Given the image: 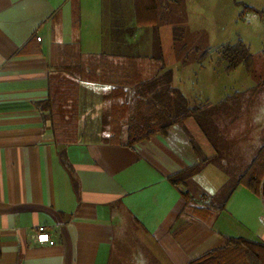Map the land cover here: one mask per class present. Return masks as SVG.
<instances>
[{
  "label": "crops",
  "instance_id": "0c3cea01",
  "mask_svg": "<svg viewBox=\"0 0 264 264\" xmlns=\"http://www.w3.org/2000/svg\"><path fill=\"white\" fill-rule=\"evenodd\" d=\"M123 6L0 0V264H192L229 236L264 244L263 194L240 184L224 209L209 208L228 181H205L206 164L171 180L200 162L186 123L132 145L105 139L112 89L132 90L142 81L133 75L165 69L174 83L176 73L129 64L144 57L128 22L132 4ZM62 42H77L95 75L78 77L69 141L45 106L52 46Z\"/></svg>",
  "mask_w": 264,
  "mask_h": 264
},
{
  "label": "rangeland",
  "instance_id": "374dc122",
  "mask_svg": "<svg viewBox=\"0 0 264 264\" xmlns=\"http://www.w3.org/2000/svg\"><path fill=\"white\" fill-rule=\"evenodd\" d=\"M117 1L120 3L121 0ZM122 2L123 7L127 3L132 4L130 13H133L134 18L128 19V22L137 27V46L139 45V49L140 45L142 46L141 53L144 57L141 60H131L129 64L150 69L154 64L159 66L165 62L168 67H174L176 73L173 85L192 103L218 104L227 100L225 102L228 108L221 112L218 119L226 138L222 146V162L225 167L216 162H208L202 171V177L205 181H228L230 185L233 176L248 164L255 146L261 144L264 137V18L257 11L264 10V0H157L156 23L142 25L136 21L134 0ZM104 11H108L105 5ZM153 12L149 11L148 15L152 17ZM131 29V33L136 32L134 28ZM105 30L108 32L109 29ZM238 39L244 40L254 55L252 73L248 72L244 64L227 69V63L222 59L221 47ZM56 45L57 49H65L67 53L70 50L69 45L78 50L77 42H62ZM159 54L164 57H158ZM151 55L154 61L149 59ZM63 57L57 54V51L50 56L53 87L57 91L53 93V97L60 98L61 102L62 98L66 100L61 118L74 121L72 114L76 111V86L79 76L74 74L76 65L67 71L66 63L72 62L64 60ZM82 61L85 66L94 65L93 59L84 58ZM83 77L80 79L92 80L95 75L87 73ZM149 77L150 73H145L133 75L130 80H144ZM148 104L142 106L140 103V111L152 112ZM106 109L109 112L110 105ZM145 112L143 113L146 114ZM184 123L190 128L188 132L194 141L191 143L192 147L195 144L204 152L205 146H208L204 145L207 139L196 122L189 119L180 124ZM70 126L75 127L76 123L72 122ZM127 126L128 124L123 126L119 139L127 140ZM102 130L109 133L105 139L117 136L110 125L103 126L102 123ZM208 150L210 154L207 156L215 154L213 149Z\"/></svg>",
  "mask_w": 264,
  "mask_h": 264
},
{
  "label": "trees",
  "instance_id": "16d2710c",
  "mask_svg": "<svg viewBox=\"0 0 264 264\" xmlns=\"http://www.w3.org/2000/svg\"><path fill=\"white\" fill-rule=\"evenodd\" d=\"M174 1L177 2L180 0ZM134 7L136 9V21L138 24L156 23L155 21L158 15L156 13L158 7L157 0H134ZM152 10L154 11L153 16L150 17L148 12ZM257 11L264 18V10ZM57 47L56 44L52 46L51 54L57 51V54L63 55L64 60L72 62L66 63L67 71L76 65L74 74H77L79 78H84L83 75L87 74V66L82 61L84 58L79 49L74 50V46L69 45L71 50H69V53L72 54L70 55L67 51H64L65 49H57ZM221 55L222 59L227 63V69H233L240 64H244L248 72L252 73L255 58L250 47L244 40L238 39L234 43L224 44L221 47ZM161 64V69L163 70V65L166 63L162 62ZM50 66H52L51 58ZM97 66L99 65L97 64ZM172 82V69H165L162 73L156 74L152 79L139 81V84L132 90L122 89L120 92L118 90L119 88L112 89L111 109L109 112L106 111L103 126H106V124L110 125L117 135V138L111 139L109 137L110 139L108 138L107 140L120 141L121 139L118 136L123 126L125 127V124H128L126 127L128 132L126 142L128 145H132L137 141L148 139L156 133H166L176 123H183L189 119H193L214 149L215 154L207 156L199 146L194 144V150L201 158V161L189 169L180 171L171 178L172 181L178 182L194 174L202 165L208 162H216L225 167L222 162L224 153L222 146L226 138L221 130L218 119L221 112H224V109L228 105L225 102L227 100H222L218 104L192 103ZM51 88V95L45 103V106L49 109V115L53 120L56 133L69 141L74 137L72 135L74 126L72 127L70 124L72 122L76 123V121H71L72 119L65 121L61 118L63 117L62 109L66 105V100L62 98L63 102H61L60 98L54 99L53 93L57 91L54 90L53 83ZM127 94L134 95V98L128 99ZM140 103L142 106H145V103H150L148 107L151 108L152 112L140 111ZM75 112L72 114L74 118L77 115ZM128 119L129 122H127ZM191 136L190 141L193 143L194 141ZM231 181L233 182L230 185L226 183L222 190L210 202L208 205L209 208L224 209L232 192L240 184L262 194L264 182V137L262 138L261 144L252 154L248 164L241 172L234 175ZM192 264H264V244L250 241L244 237L229 236L227 245L224 248L213 250Z\"/></svg>",
  "mask_w": 264,
  "mask_h": 264
},
{
  "label": "water",
  "instance_id": "95a60500",
  "mask_svg": "<svg viewBox=\"0 0 264 264\" xmlns=\"http://www.w3.org/2000/svg\"><path fill=\"white\" fill-rule=\"evenodd\" d=\"M262 194H263V197H264V182H263Z\"/></svg>",
  "mask_w": 264,
  "mask_h": 264
}]
</instances>
